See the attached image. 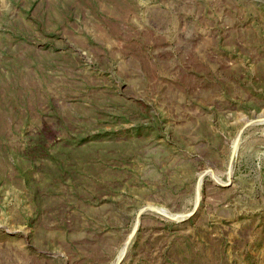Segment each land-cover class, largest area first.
I'll list each match as a JSON object with an SVG mask.
<instances>
[{"label": "rangeland", "instance_id": "1", "mask_svg": "<svg viewBox=\"0 0 264 264\" xmlns=\"http://www.w3.org/2000/svg\"><path fill=\"white\" fill-rule=\"evenodd\" d=\"M0 264H264V0H0Z\"/></svg>", "mask_w": 264, "mask_h": 264}]
</instances>
